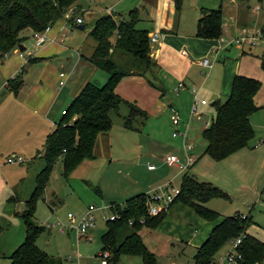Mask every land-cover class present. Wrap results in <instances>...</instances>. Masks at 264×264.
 Wrapping results in <instances>:
<instances>
[{
	"label": "rangeland",
	"instance_id": "1",
	"mask_svg": "<svg viewBox=\"0 0 264 264\" xmlns=\"http://www.w3.org/2000/svg\"><path fill=\"white\" fill-rule=\"evenodd\" d=\"M233 1L234 3L228 0H179L173 16L175 20H179L180 25H183L188 23V15L200 14L199 8L219 6L221 21L228 23L236 3H247L250 8L258 4L264 8V0ZM79 3L83 6L82 11L80 12L77 7H70L72 19L66 18L60 25V30L58 26L53 29L56 33L54 40L46 39L44 44L37 45L32 31L26 29L22 32L24 38L21 42L25 50L20 52L16 48L15 53L11 50L0 58L5 60L7 57L11 60L15 56L20 62L18 71L15 73L13 71V74L8 75L5 69H0V121L11 114L12 123L15 124L32 114L40 116L42 108L49 106L47 114L54 115L58 120L61 116L60 110L66 107L85 83L102 85L107 79L106 71L88 60L94 45L89 35L94 20L101 13L111 11L117 17L120 14L122 18H127L129 10L136 7L140 13L137 26L151 31L150 19L153 20L156 12V7L150 0H79ZM257 11L255 9L253 12L249 11L247 26L255 24L259 19L254 14ZM79 16L83 17L81 23L75 21ZM258 25H261V22ZM234 35L227 37L226 40ZM261 46L262 42L256 41L250 53L243 54L240 58L239 56L230 58L231 62L240 59V66L243 65L247 69L245 71L248 74L244 75H249L259 82L252 96L259 106L249 116L253 131L246 144L221 158H213L202 152L204 140L200 134V127H203V120L207 119L206 110L212 109L211 99H206L207 109L200 111V122L195 121L198 118L191 116L189 104L187 105V117L194 120L190 121L193 123L189 125L185 136L187 140L193 142L191 150L193 160L189 163L191 166L187 168L188 172L227 193L226 197L212 196L201 203L216 210L220 215L233 213L246 215L247 224L244 231L264 243V192L261 190L264 185V70L259 68L258 59L254 55V51H258ZM29 55L34 58L46 56V59L29 60ZM203 57L211 59V53ZM60 68L64 69L66 75L62 78L64 80L62 86L59 85ZM8 71H12V68L10 70L8 68ZM200 71L202 75L206 72ZM208 73L209 71L207 75ZM194 87L197 88V85ZM123 89L126 93L120 97L137 104L135 99H138L139 105L141 103V108L145 110V116L133 119V128L124 127L122 116L128 112V107L124 101L120 102L118 113L114 110L109 112L110 130L97 136L93 148L94 158L82 159L69 171H64L62 157L56 158L35 201L33 219L44 225L35 241L54 260L60 261V264H101L100 235L105 230L106 218L103 216L112 213L111 200L121 204L125 198L133 195L131 192L134 190H138L137 193L143 192L142 188H145L147 182L149 186L154 184L156 175L159 179H170L172 183L170 186L178 187L183 169L177 170L158 162L161 156L164 157L168 153L181 158V137L170 136L173 127L169 122V108L150 107L152 93L140 90L133 82L124 83ZM204 89L205 83L201 90ZM37 99L40 100V113L34 111L30 105ZM18 101H24L25 107L19 109L16 115L14 112L16 106H21ZM179 130H184V125ZM30 139L31 136H27L25 131L15 129L11 134H7L6 143L0 141V264L8 263V254L24 237V224L18 213L23 211L25 199L35 184V175L44 165L41 156L35 154L32 156L29 151L20 154L23 157L22 161H6L8 156L19 154L10 149L13 148L15 141L18 140L19 146L23 147L22 141L28 142ZM37 144L40 145V142ZM147 162L156 165L153 172L147 170ZM158 186L160 184L156 188ZM10 195L11 199L8 198ZM90 203L98 208L95 210V224L93 228H89L88 237L80 235L78 238L75 231L70 228L61 233L57 230V225L49 226L56 222L67 224L68 212L76 219ZM167 207L169 210L166 208L154 225L142 224L137 231L148 250L153 253L154 264H192L195 246L203 240L216 220L200 216L180 199L169 202ZM226 248L227 241L215 251V254L223 253ZM107 264H142V258L139 254L121 253L110 258Z\"/></svg>",
	"mask_w": 264,
	"mask_h": 264
},
{
	"label": "trees",
	"instance_id": "2",
	"mask_svg": "<svg viewBox=\"0 0 264 264\" xmlns=\"http://www.w3.org/2000/svg\"><path fill=\"white\" fill-rule=\"evenodd\" d=\"M173 4L175 9L178 8V0H173ZM72 6H80L79 0H0V58L17 48L24 38V30L34 33L60 19H72L71 15L66 16ZM199 12L194 35L217 39L221 34L220 7L199 8ZM138 21L136 7L129 10L127 18H115L104 13L94 20L89 32L94 45L88 60L106 71L107 79L102 85L85 83L70 99L53 129L45 135L40 150L44 165L35 175V184L25 199L23 211L18 213L24 224V237L8 254V264H60L35 241L44 229V225L33 219L35 201L45 185L49 168L58 157H62L64 171H69L84 158L93 157L96 136L110 129L109 112H117L120 102L124 101L128 107V112L122 116L124 127L133 128L132 120L145 116L143 108L133 101L122 99L114 91L122 76H145L155 65L149 54L148 30L138 27ZM258 58L259 66L264 70V42ZM35 59L29 56V60ZM148 82L154 85L149 79ZM258 86L257 79L234 74L225 97L210 101L212 112L207 124L200 130L204 140L203 153L221 158L246 144L253 131L248 115L258 107L252 99ZM188 166L183 168L178 190L169 202L180 199L200 216L216 220L203 240L195 246L192 264H210L215 251L239 233H242L237 244L241 253L239 264H264V243L244 231L247 216L242 213L220 215L203 205L201 202L207 198L226 197L227 193L208 181L197 179L188 172ZM147 199L148 193L138 192L125 198L121 204L110 203L112 212L117 216L105 219V230L100 235L102 250L109 251V259L121 253L139 254L142 264H154V255L137 230L142 224L154 225L166 207L155 214H148Z\"/></svg>",
	"mask_w": 264,
	"mask_h": 264
},
{
	"label": "crops",
	"instance_id": "3",
	"mask_svg": "<svg viewBox=\"0 0 264 264\" xmlns=\"http://www.w3.org/2000/svg\"><path fill=\"white\" fill-rule=\"evenodd\" d=\"M150 1L153 2L154 6L156 7V12H155L153 20L150 19L149 26H150L151 31H148V34L152 32H158L157 39L154 42V44L150 46V53H149L150 58H152L155 65L151 70H149L145 74V76H141V75L122 76L116 83L114 91L117 95L122 97L124 96L123 93H126L123 89V84L126 83L127 81L135 83L140 88V90L144 89L145 91H148L149 94L152 93L151 95L152 99H150L151 100L150 107L158 106L161 108L162 107L166 108L169 105H173L178 112L179 119L176 124H172L170 121L169 122L171 126L173 127V129L183 128V125H184L185 132H186L187 129H189V125L193 123V122L190 123V121L194 120V119H190L187 117L188 116L187 105L189 104L190 100L192 99V95H193L191 92V88L197 85V88L194 87L195 92L197 90L195 95L198 98L205 99V102H206V99H211V100L223 99L225 95L227 94V91L229 90L230 81H231L232 76L234 74H241V75L248 74L247 71H245L247 69L244 68L243 65L240 66V59L235 62H231L230 58L236 57V56L237 57L239 56L240 58V56L242 57L243 54L250 53L251 52L250 49L254 45L247 46L243 44L236 45L232 43L223 45L218 41V39H204V38L197 37L194 35V29H195V21L197 17L199 16V14L198 15L196 14L188 15L187 16L188 23L180 25L179 20H175V17L173 16L175 15L174 14L175 8H174L173 0H150ZM228 1L230 3H234L233 0H228ZM258 2H260V0H258ZM89 7L90 5L87 8L89 9ZM233 7H234V11L231 14L230 21L228 23H223L221 21V35L225 38V40L227 37L234 35L238 27L247 26L249 24L248 23L249 11L253 12L254 9L258 10L256 13L254 12V14L257 15V18H259L255 24H258L260 22V18L264 17V16L262 17V15H264V8L260 7L258 4L255 7L250 8V6L247 3H242V4L236 3ZM77 8H79L81 12L83 9V6L80 4V6H77ZM92 8L96 10L94 7ZM111 12L109 14L113 15L115 18H119V16H121L119 14V16L117 17L115 14H112ZM138 13H139V10H138ZM101 14H104V13H101ZM81 19L83 21V17H81ZM63 21H66V18L60 19L59 21H57L55 24H53L50 27V29L46 33V39L48 41L54 40L53 38H55L56 33L53 29H55L58 26V30H60L61 28L60 25L62 24ZM212 47H218L215 59L211 63L209 68L204 69L198 64V62L200 58L210 53V48ZM261 49H262V46L258 51H254V55L257 57L258 62H259L258 56L261 52ZM14 51L16 52V49H13V52ZM180 51H184L185 52L184 55H181ZM29 56H32V55H29ZM45 59H46V56H41V57H37L35 60L41 61ZM19 66H20V62L16 60L15 56H13L11 60H9L7 57L5 58V60L3 59L0 60V69L1 70L5 69L8 75L11 73L13 74V71L14 73L18 71L17 69L19 68ZM8 68L9 70L10 68H12V71H8ZM63 70H64L63 68H60V71H63ZM200 70L206 71L205 74L202 75V72ZM208 71L209 73L207 75ZM65 76L66 75L64 71V77ZM245 76H249V75H245ZM148 79L152 81L154 85H150L148 82ZM178 82H181L183 84V88L178 89L177 92H174L173 87ZM203 83H205V89L201 90ZM128 97L131 98L130 95H128ZM135 100L138 102V104L137 103L136 104L139 105V100L138 99H135ZM18 102L21 104V106L20 107L16 106L15 111H14L16 115L19 112L18 111L19 109H23V107H25L23 106L24 101H18ZM205 102L197 103V107L199 111H203L204 109H207V107H205ZM39 103H40V100L37 99L35 100V102H33V104L31 103L30 105L32 108H34V111L36 110V111H39L40 113L41 108L39 106L40 105ZM255 104L259 106V104L257 103ZM140 105L142 104L140 103ZM49 107H43L42 108L43 112L40 113V116H36L32 114L29 117H26V118L24 117L22 121H17V123L15 124L12 123L13 115L11 114L6 115V119L0 121V141H2L3 143H6L7 134L8 133L11 134L12 132L15 131V129L16 131L18 130L25 131L27 136H31V139L28 142L22 141L23 147L19 146L20 142L18 140L15 141L12 146L13 148H10L12 149L11 151L19 153V154L23 153L24 151H29L30 155L32 156L34 154L40 156V150L42 148L44 137L50 130L53 129L57 121L54 118V115L47 114V108L49 109ZM206 111L210 117L212 109L206 110ZM251 113L252 112H250L248 115V120H249V116ZM208 114H205L207 116V119H209ZM195 121L200 122L201 118L200 119L198 118ZM204 122L205 120H203V123ZM204 125L205 123L203 124V126ZM97 136H96V139H97ZM170 136L173 137L176 135L170 134ZM96 139H95V143H96ZM39 142H40V145L38 144L36 145V143H39ZM190 142H191V148L189 152L191 153L193 142L192 141ZM203 145H204V141H203ZM180 153L182 157L184 153L183 148L180 151ZM90 158H94V156ZM160 159L158 161L159 163L163 162L167 166H172L173 168H176L177 170H179V168H177L173 164L166 163L162 156L160 157ZM150 163L151 162H147L146 168L149 172H153L154 169H156V165L154 164V167H148V164ZM188 165H189L188 167L191 166V164H188ZM159 184L165 187H169L170 185H172L170 179H164V180L161 178L159 179L158 176L156 175V181L154 180V184H151L149 186V183L147 182L145 185V188H142L144 190L143 192L150 193ZM261 190L263 191V185L261 187ZM136 191L138 190H134V192H131V193L133 194L137 193ZM11 195L9 196L10 199H11ZM7 200L9 199L7 198ZM167 206H166L167 209L166 208L165 209L169 210V207ZM14 214L16 215V213ZM90 229L88 231H90ZM87 233L84 235L85 237H88ZM76 236H78L79 238L80 235L76 234ZM104 250H107V249H104ZM108 257L109 256L106 257V260L109 261Z\"/></svg>",
	"mask_w": 264,
	"mask_h": 264
},
{
	"label": "built area",
	"instance_id": "4",
	"mask_svg": "<svg viewBox=\"0 0 264 264\" xmlns=\"http://www.w3.org/2000/svg\"><path fill=\"white\" fill-rule=\"evenodd\" d=\"M70 14L67 13L66 16L68 17ZM75 21L77 23H81L82 19L81 17H76ZM261 25L258 24H251V26H240L237 28L235 35L231 37L228 40H225V38L221 35L218 36V41L223 44H238V45H255L256 41L264 42V17L260 19ZM50 29L49 26H46L43 30L34 32L33 37L35 40V43L37 45L43 44L46 39V33ZM158 36V32H152L148 34V42L151 45L154 44ZM218 50V47H212L210 48L211 53V59H208L206 57L200 58L198 64L206 69L209 68L212 60L214 61L216 52ZM184 51H180L181 55H184ZM59 85H62L64 80V71L59 72ZM183 88V84L181 82H178L174 87L173 91L177 92L178 89ZM192 92V99L189 103V113L193 115L195 118H199L200 111L197 108V103H204L205 99L198 98L195 95V88H191ZM194 92V93H193ZM169 121L172 124H176L178 122L179 116L176 108L173 105H169ZM61 112H64V109H61ZM209 119L205 120V124H207ZM171 135H178L181 137V145L184 150L183 156L179 158L177 155L173 153L165 154L163 157L164 161L168 164H173L179 169H183L188 165L191 160L193 159V156L189 152L191 148V142L190 140L186 139L185 136V128L184 130H179L177 128H174L171 133ZM8 162L13 161H22L23 157L20 154L11 155L6 158ZM148 167H154V164L150 163L148 164ZM178 188L177 187H165V186H158L155 188L152 192L148 193V199L146 200L147 205V212L148 214H155L160 209H163L166 207L168 202L172 199V197L176 194ZM263 191H264V185H263ZM98 207L92 203L88 204L82 212L79 214V216L75 219L74 215L70 212L67 213L68 217V223L67 224H61L60 222L51 223L49 226H55L57 225V230L61 233L66 232L68 228L73 229L77 235H85L90 227H92L95 224V210ZM117 216L114 212H112L109 216H103L104 218L110 217L113 218ZM242 233L236 234L235 236L229 238L227 240V248L223 251L221 254H215L213 256V259L211 260L210 264H239V259L241 258V253L239 249L237 248V244L239 242V239L241 237ZM87 236V235H86ZM101 264H106V257L109 256L108 250H102L101 251Z\"/></svg>",
	"mask_w": 264,
	"mask_h": 264
},
{
	"label": "water",
	"instance_id": "5",
	"mask_svg": "<svg viewBox=\"0 0 264 264\" xmlns=\"http://www.w3.org/2000/svg\"><path fill=\"white\" fill-rule=\"evenodd\" d=\"M79 27L81 28L82 25L80 24ZM17 48L20 52H22L23 50H25V47L22 45V43H18L17 44Z\"/></svg>",
	"mask_w": 264,
	"mask_h": 264
}]
</instances>
